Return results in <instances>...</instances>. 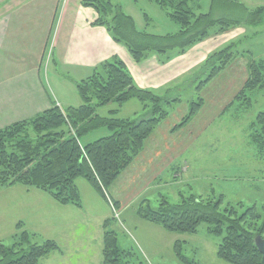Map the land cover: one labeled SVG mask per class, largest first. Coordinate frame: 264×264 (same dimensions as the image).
<instances>
[{"label": "trees", "instance_id": "obj_1", "mask_svg": "<svg viewBox=\"0 0 264 264\" xmlns=\"http://www.w3.org/2000/svg\"><path fill=\"white\" fill-rule=\"evenodd\" d=\"M164 12L178 29L174 33L151 34L137 29L134 18L127 14L118 0H81L84 7L93 8L97 19L92 25L103 26L109 35L123 44L136 62L158 55L163 64L212 35L222 34L240 26L264 24V6L249 8L239 0H211L208 12H199L200 0H148ZM220 11V12H219ZM217 12L219 14L217 15ZM147 26L154 20L143 13ZM222 15V16H221ZM229 44L209 54L203 69L209 77L200 87L218 76L233 61L236 53ZM248 76L236 100L244 108L252 105L251 93L264 90V59L252 58ZM82 99L79 106L62 108L55 103L37 115L15 121L0 128V185L21 184L42 190L61 205L82 206V197L75 183L79 177L107 199L106 190L118 176L141 154L146 139L165 120L170 112L165 105L181 102V98L161 96L151 89L140 88L121 58L114 55L98 64L90 76L75 81ZM136 99L149 109L146 117L119 118L101 116L97 107ZM205 100L191 103V110L177 125L188 123L204 106ZM228 106V107H229ZM106 128L110 134L82 145L88 134ZM249 142L264 158V111L259 112L249 126ZM143 200L138 215L176 233H196L202 222L208 223L210 233L224 234L217 255L229 264H263L255 238H264V219L257 207L250 206L239 213L236 206L224 205V195L213 197L189 195L178 203L162 198L157 209H151ZM119 206L117 201H113ZM243 207V203H238ZM110 219L104 221L103 259L101 264H135V254L118 243L117 233L109 229ZM36 235L18 223L12 244L0 243V264H40L52 252H62L51 239L33 242ZM177 264H197L183 254V243L173 245ZM134 262H133V261ZM136 264H142L141 261Z\"/></svg>", "mask_w": 264, "mask_h": 264}, {"label": "crops", "instance_id": "obj_2", "mask_svg": "<svg viewBox=\"0 0 264 264\" xmlns=\"http://www.w3.org/2000/svg\"><path fill=\"white\" fill-rule=\"evenodd\" d=\"M80 1L0 0V128L31 118L50 108L55 102L61 105L45 87L43 72L49 74L52 70L56 79L65 84L67 81L61 78L62 75L64 78L75 77V80L87 78L98 64L116 55L126 64L140 88L151 89L161 96L175 95L185 78H190L193 85L196 79L202 77L205 71L202 65L212 51L221 49L227 42L248 32L247 27L240 26L226 33L212 35L166 64L161 63L158 55L136 62L123 44L112 39L105 27L92 25L98 14L93 8L82 6ZM136 8L138 13L141 12L139 7ZM161 14L155 11L156 17L161 18ZM153 20L152 28L159 35L165 34L155 18ZM143 25L136 23L140 31L149 32L150 26L146 29ZM172 28L176 32V28ZM237 29H240L239 33ZM247 64H244L242 74L237 75L238 77L236 74L230 76L228 71L229 77H225V84L219 93L209 101L205 100L207 109L203 106L180 128L177 125L187 115L188 106L184 105L182 114L173 109L146 139L141 154L111 185L115 188L120 180L123 182V187L118 192H115L116 188L111 191V195L115 197L113 201H117L120 207L125 203V209L129 203H136L151 183L160 181L166 172L171 171L174 168L173 162L178 158L181 157L188 164L187 158H183L184 154L192 149L199 138L202 141V133L211 123L207 114L214 112L217 116L224 115L248 76ZM14 71L19 75L15 81ZM207 85L208 83L201 87ZM71 86L76 88L72 84ZM76 91L78 93L77 88ZM179 103H182V99ZM128 104L135 108L133 114L140 109L144 110L142 103L131 100L120 108H125ZM121 113L122 109H118L116 115ZM93 134L99 135L88 143L109 135L110 131L101 128L84 139ZM189 169L188 165L184 170L188 172ZM75 183L82 197L81 207L61 205L50 194L36 188L21 184L6 187L10 188V198L3 201L0 209V233L2 231L3 234L0 243L10 237L12 239L21 222L36 237L55 240L62 249V252H52L43 257L40 264H88V260L89 264H101L99 249L103 251V224L107 214L101 210L100 213L88 216L84 203H105L106 200L85 178L79 177ZM83 190L87 193V202L83 198ZM93 224H96L97 229L91 232ZM34 242L39 243L36 239Z\"/></svg>", "mask_w": 264, "mask_h": 264}, {"label": "rangeland", "instance_id": "obj_3", "mask_svg": "<svg viewBox=\"0 0 264 264\" xmlns=\"http://www.w3.org/2000/svg\"><path fill=\"white\" fill-rule=\"evenodd\" d=\"M239 1L244 2L251 9L264 6V0ZM118 3L127 14L133 16L136 23L144 24L146 29L148 26L143 13L155 18L163 32H166L165 34L174 32L172 26L176 30L178 29L175 24L166 18L164 12L156 4L151 2L144 3L137 0H118ZM210 3L211 0H202V9L199 12H208ZM136 7H139L141 12L138 13ZM155 11L159 14L161 12L163 13L161 14V18L156 17ZM219 12H217V15ZM245 27L248 29L246 34L234 38L221 48L223 49L229 44H236L232 47V51L236 53V56L227 68L228 70L214 77L204 87H200V84L209 77V69L204 71L202 77L196 79L193 85L190 83V78H185L181 82L180 90L177 91V94L169 95L170 98L179 97L182 99V103L165 105V108L170 113L175 108L177 113L182 114L184 105L188 106V112H190L191 103L199 102L200 98L209 101L215 94L219 93L218 91L225 84V77H229L228 71H230V76L236 74V77H238L242 74L241 69L244 64L248 63L252 58L264 59V24ZM150 28L148 29L150 30L148 33L158 34L155 28ZM236 31L239 33L240 29ZM219 50L220 48L211 53ZM52 65L54 66V64ZM18 76L14 71L13 80L15 81ZM61 78L67 82L62 84V82L57 80L52 70L49 74H46V72L42 74L43 83L53 99L59 101L63 108L82 104V99L78 95L76 88L71 86V84L75 86V81L78 80H75V77L72 76L64 78L62 75ZM251 97L252 105L247 108L241 105L242 102L240 103V101L236 100L232 106L227 108L222 116H217L214 112H209L206 117L211 123L203 131L202 141L199 138L192 145V149L184 154L183 158H187L188 164L181 157L177 161H174V168L166 172L160 181L151 183L136 203H129L125 209H123L125 203H122L118 209V217L108 201L105 203H84L88 216L93 215V213H100L101 210L104 211V214H107L106 219H110L111 222L109 229L117 233L118 243L122 249L129 250L135 254V262L132 260L135 264L140 261L142 264H177L178 259L173 249L176 241L183 243V254L190 259L196 260L197 264H229L217 255L218 245L221 243L225 233L221 235L210 233L208 230L210 225L206 222L200 223L196 233L166 231L162 227L148 222L138 215L137 211L143 200H146L145 204L151 209H157L163 197L171 203H178L182 197H187L192 194L204 198L213 197L215 199H218L220 195H224V205L230 203L236 206L239 213L255 205L264 219V158L260 157L256 148L250 144L248 136L250 123L256 118L259 112L264 111V90L253 91ZM131 101L141 104V102L135 99ZM121 106L117 103H110L97 107V112L99 115L101 113L111 116L113 114L110 110L116 108L115 110L118 111V109H122L120 115H116V112L113 116L130 115V117L119 118L135 119L146 117L149 112V109H140L138 113L133 114L135 112L133 106L128 104L125 108H120ZM204 108L207 109V104L204 105ZM98 135L93 134L91 137L82 138V145H85ZM188 165L190 169L186 172L184 169ZM151 177L152 175L149 178ZM122 183L120 180L115 186L116 189L110 186L106 190L112 200H115V197L111 195V191L115 189V192H118L123 187ZM6 187L9 186L0 185V209L2 208L3 201H7L10 198L8 193L10 188ZM82 195L83 198H86L87 202L86 191L83 190ZM238 203H243V207H239ZM96 229V224L91 225V232H94ZM80 232L84 233V230ZM2 236L1 231L0 238ZM35 237L33 242L35 239L39 243L47 240ZM62 242L66 241L62 240ZM4 244L11 245V237ZM94 251L98 254V251ZM69 254L71 255V249ZM99 258L100 260L103 258L100 249ZM89 262L88 260V264Z\"/></svg>", "mask_w": 264, "mask_h": 264}, {"label": "water", "instance_id": "obj_4", "mask_svg": "<svg viewBox=\"0 0 264 264\" xmlns=\"http://www.w3.org/2000/svg\"><path fill=\"white\" fill-rule=\"evenodd\" d=\"M256 241V245L259 249V251L261 252L263 258H262V263L264 264V238L262 236H257L255 238Z\"/></svg>", "mask_w": 264, "mask_h": 264}]
</instances>
